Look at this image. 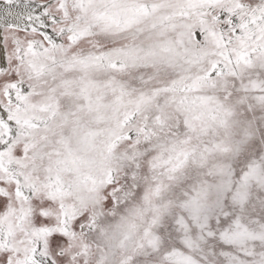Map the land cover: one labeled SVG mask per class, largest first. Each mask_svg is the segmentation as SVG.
Here are the masks:
<instances>
[{
	"label": "snow or ice",
	"instance_id": "snow-or-ice-1",
	"mask_svg": "<svg viewBox=\"0 0 264 264\" xmlns=\"http://www.w3.org/2000/svg\"><path fill=\"white\" fill-rule=\"evenodd\" d=\"M0 264H264V0H0Z\"/></svg>",
	"mask_w": 264,
	"mask_h": 264
}]
</instances>
